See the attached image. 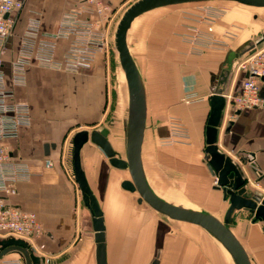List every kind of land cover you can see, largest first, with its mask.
I'll use <instances>...</instances> for the list:
<instances>
[{
    "label": "crops",
    "instance_id": "crops-1",
    "mask_svg": "<svg viewBox=\"0 0 264 264\" xmlns=\"http://www.w3.org/2000/svg\"><path fill=\"white\" fill-rule=\"evenodd\" d=\"M104 1L118 9L137 0ZM23 2L6 43L3 68L6 85L13 89L16 100L29 106L30 121L21 125L18 136L5 144L14 159L29 164L32 175L16 182V191L9 200L34 212L42 225L40 236L30 242L43 258L38 264H97L93 219L74 178L71 141L82 129L91 131L106 125L111 144L126 158L128 85L121 79L112 119L108 49L97 53L89 68L78 71L31 64L26 68L25 81L14 83L12 62L28 24L35 21L41 32L54 31L79 0ZM168 7L140 14L127 32V44L146 94L141 147L145 180L162 200L223 220L230 201L218 187L205 152L210 97L230 52H241L253 42L257 43L256 49L264 50V40H259L264 29V7H256L259 10L250 14L241 6H228L213 22L202 19L207 16V8ZM116 15L108 12L107 17L98 18L108 33ZM81 16L89 17L87 13ZM210 35L219 43L202 39ZM68 45V39L58 40V59H63ZM251 51L254 50L233 62L218 144L246 170L247 189L257 183L263 192L264 101L242 109L232 104L245 76L239 64ZM46 144L50 145L49 154ZM81 158L103 212L108 264H151L158 250L159 264H237L223 244L202 226L165 218L146 201L140 202L138 191L124 189L122 182L131 179L129 170L112 166L100 146L89 140L82 148ZM252 163L258 171H247ZM232 217L229 226L251 263L264 264V221L255 219L247 208L234 210Z\"/></svg>",
    "mask_w": 264,
    "mask_h": 264
},
{
    "label": "water",
    "instance_id": "water-1",
    "mask_svg": "<svg viewBox=\"0 0 264 264\" xmlns=\"http://www.w3.org/2000/svg\"><path fill=\"white\" fill-rule=\"evenodd\" d=\"M193 1L207 0H137L127 8L117 26L116 47L121 66L125 72L129 92L126 158H123L111 144L108 138L110 129L106 125L94 128L91 131L82 129L72 137L73 174L81 190L83 203L92 215L97 264L108 263L103 212L82 166L81 151L84 144L89 140L102 148L112 166L129 170L131 179L124 180L122 186L131 192L138 191L140 202L146 201L155 210L169 218L202 226L228 249L237 264H252L246 249L231 230L229 224L233 221V211L241 208L249 209L255 219L264 221V194L260 191L252 192L247 189L248 176L246 170L239 161L220 149L218 141L220 125L227 105L225 89L233 69V62L239 56L255 47L257 43H251L250 46L244 48L241 52H230L227 66L223 69L218 86L210 97L211 109L206 126L207 146L205 152L211 171L217 177L218 187L222 188L225 198H229L230 201V206L224 219L220 220L212 214L176 206L162 200L149 188L142 168L141 147L146 124V94L142 77L127 44V32L132 21L150 9ZM231 1L249 6L264 7V0ZM262 79L264 80V76ZM260 96L264 100V84L261 88ZM230 125L231 123L226 130L230 128ZM51 146H55V144ZM45 147L46 154H49L50 145L46 144ZM250 170L255 172L258 171V168L252 163L247 171ZM12 251L23 255L25 264H38L43 261V258L35 253L26 239L13 235L0 238V257ZM159 261L160 250H158L151 264H159Z\"/></svg>",
    "mask_w": 264,
    "mask_h": 264
},
{
    "label": "built area",
    "instance_id": "built-area-1",
    "mask_svg": "<svg viewBox=\"0 0 264 264\" xmlns=\"http://www.w3.org/2000/svg\"><path fill=\"white\" fill-rule=\"evenodd\" d=\"M23 4V0H0V237L13 235L30 243L40 236L42 225L34 212L13 204L9 195L16 191V182L30 178L32 171L28 163L14 159L5 144L6 140L18 136L21 125L30 121L29 106L16 100L13 89L6 85L3 68L6 43L15 29L17 14ZM109 8L110 4L104 0H79L51 32H41L37 22H30L22 35L17 57L12 62L13 82L23 83L26 68L31 64L64 67L70 71L89 68L97 53L110 47L109 33L100 23L101 19L98 20L99 17H107ZM83 13L89 17H82ZM202 19L212 22L207 16ZM193 35L199 38L197 34ZM63 38L69 40V45L63 59H58L57 42ZM202 39H207L210 44L219 43L212 35ZM251 50L254 51L239 64V70L245 76L239 93L232 97V104L238 109L257 106L264 101L260 96L264 84V50H258L256 46ZM0 264H23V261L20 256L7 253L0 257Z\"/></svg>",
    "mask_w": 264,
    "mask_h": 264
},
{
    "label": "rangeland",
    "instance_id": "rangeland-1",
    "mask_svg": "<svg viewBox=\"0 0 264 264\" xmlns=\"http://www.w3.org/2000/svg\"><path fill=\"white\" fill-rule=\"evenodd\" d=\"M130 3H132V2H130ZM130 3L126 4V6H124L122 8H118V9H114V8L110 7L109 11H108L111 16H113L115 13L117 14L115 16V19H114L115 22H114V24H112L111 30L109 33V41H110L109 46L110 47L108 49V52L110 55L109 58L111 60V65H112V85H113L112 103H111V118L112 119L115 116V112H114L115 102H116L117 91H118V87H119V84L121 82V79L125 81V85L127 84L125 72L121 66L120 59H119V53H118V50L116 47V41H115L116 40V31H117V26H118V24H119V22L123 16L124 12L130 6ZM168 6H169L168 8L187 7L188 9H193V10L194 9L199 10V8H201V9L207 8V17L210 18V20L212 22L216 16L219 17V15H221L223 12H225L226 9L229 8L228 6H233V7L234 6H241L245 9L250 10L249 11L250 14H251V12L256 13L259 10V8L250 7L249 5H245V4L238 3L236 1H231V0L193 1V2H187L184 4L182 3V4H175V5H168ZM215 12H217V13H215ZM259 35H260L259 40H264V29L262 30V32H260ZM128 95H129V92H128ZM128 109H129V106H128ZM128 109H126V111H125L127 118H128ZM126 124L128 126V123H126ZM258 185L259 184H257V183L250 184L249 187L251 188V190L249 189V191H252V192L260 191V192H262L263 188H260ZM262 193L264 194V191ZM163 216L166 218V215H163ZM167 218H169V217L167 216ZM172 222H174V221H172ZM4 237H0V238H4ZM224 248L232 257L231 253L227 250V248L225 246H224ZM8 254L10 256H20L21 260L23 261V264H25V258L20 253H18L16 251H12V252H9Z\"/></svg>",
    "mask_w": 264,
    "mask_h": 264
}]
</instances>
